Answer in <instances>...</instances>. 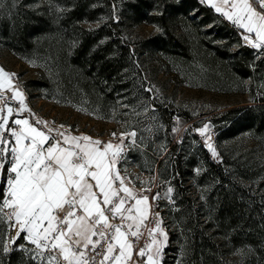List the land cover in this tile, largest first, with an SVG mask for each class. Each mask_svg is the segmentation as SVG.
<instances>
[{
	"label": "rangeland",
	"instance_id": "rangeland-1",
	"mask_svg": "<svg viewBox=\"0 0 264 264\" xmlns=\"http://www.w3.org/2000/svg\"><path fill=\"white\" fill-rule=\"evenodd\" d=\"M2 4L0 68L15 74L12 86L34 114L12 118L33 124L52 119L66 135L93 140L117 133L114 145L123 134L121 158L131 153L142 170L157 166L168 234L160 264H260L264 54L242 38L243 30L233 29L214 8L204 10L210 4L201 0ZM4 93L12 95L7 87ZM9 102L19 107L18 100ZM163 109L173 119L169 131ZM205 124L209 131L202 136L197 129ZM35 126L49 134L43 124ZM133 131L134 138L127 135ZM174 144L176 153L185 152L182 188L176 176L168 180ZM5 184L6 176L0 198ZM224 196L242 210L232 215L221 209ZM8 234L15 230L8 233L0 224V236ZM19 244L34 247L23 236ZM9 246L10 253L0 251L2 264H37L30 253Z\"/></svg>",
	"mask_w": 264,
	"mask_h": 264
},
{
	"label": "snow or ice",
	"instance_id": "snow-or-ice-1",
	"mask_svg": "<svg viewBox=\"0 0 264 264\" xmlns=\"http://www.w3.org/2000/svg\"><path fill=\"white\" fill-rule=\"evenodd\" d=\"M205 2L242 29V38L264 54V0H201ZM14 75L0 68V182L6 176L0 224L6 225L8 233L15 230L7 239L0 236V251L10 253L14 249L9 245L17 246L23 236L34 247H17L30 253L37 264H160L168 234L158 212L154 227L146 223L149 197L137 194L135 182L117 166L124 148L123 134L121 143L114 145L86 135L57 131L52 136L35 126L43 124L48 133L55 131L47 121L37 119L33 124L27 118H12L14 113L32 114L23 93L12 86ZM6 87L12 92L10 98L4 96ZM10 100H18L19 107L14 108ZM197 131L203 136L209 125ZM127 135L134 138L136 132ZM209 140L211 136L205 143L215 157ZM172 191L169 187L167 194ZM159 198L157 193L152 199ZM141 228L151 238L143 246L139 245L144 236Z\"/></svg>",
	"mask_w": 264,
	"mask_h": 264
},
{
	"label": "built area",
	"instance_id": "built-area-1",
	"mask_svg": "<svg viewBox=\"0 0 264 264\" xmlns=\"http://www.w3.org/2000/svg\"><path fill=\"white\" fill-rule=\"evenodd\" d=\"M232 28L235 30L239 29L238 27L234 26L233 24H232ZM4 96L10 98V95L7 93H4ZM24 102L27 105V100H25ZM16 104L19 106V102H16ZM44 121L48 122V127L55 130V131L49 133V135L55 136L57 134V131L63 132V129L60 128V125L56 121L48 120V119H46ZM44 128L48 132V128H46L45 126H44ZM115 134H116L115 136L110 135L109 137H102L101 141L103 143H108V142H111L112 140H117L119 138V134H117V133H115ZM57 138L62 140V137H57ZM49 143H51V141ZM119 168L121 169L122 174L126 170L128 178L135 182V189L134 190L137 192V194L147 195L149 197V204L151 205V208L149 210V219H148V221H146V223L149 224L150 227H154L155 213L158 212L159 217L163 221L161 227H164V225L167 221L166 215L164 213V208L162 206V193H163V189H164V183H163V181H161L159 179L158 171L156 169L149 170V171L142 170L139 167H137V165L135 163H131V162L128 164H124L123 166H121ZM141 181H144L145 183L142 184ZM129 186L131 187L132 185H129ZM145 188H150L151 191H142V189H145ZM157 193H159L160 198L157 200H153L152 198L154 196H156ZM132 203H134V201H132ZM114 222H118V221H114ZM141 232L144 233V236L139 241V245L143 246L145 241L150 242L151 238L148 236L147 231L144 228H141ZM73 239H75V238H73ZM105 247H106V245H105ZM97 260H99V257H97Z\"/></svg>",
	"mask_w": 264,
	"mask_h": 264
},
{
	"label": "trees",
	"instance_id": "trees-1",
	"mask_svg": "<svg viewBox=\"0 0 264 264\" xmlns=\"http://www.w3.org/2000/svg\"><path fill=\"white\" fill-rule=\"evenodd\" d=\"M202 8L204 10L211 11L213 7L211 5H206L205 7H202ZM162 116L164 118V121L166 122L167 131H169L171 129V122L173 119L171 116H168L166 114V111L164 109L162 110ZM237 122H239V119ZM253 124H254V119L250 121V124L248 125V127H251ZM173 147H174L173 149H174L175 158L172 160V166H171L172 174H173V177L176 176V185L178 186V188H182L183 183L181 182V179L184 176L183 168L186 165L185 164L186 162L183 160L185 152L183 150L182 152L176 153L177 144H174ZM212 164L214 163H209L210 169H211ZM233 203L234 204L228 203V198L224 196L221 202L219 203V205L221 209L227 210L230 212V214L234 215L235 211L242 210V208L239 207L238 205L239 203H237L236 200ZM257 247H258L257 248L258 250L256 251V254H257L256 261H259L260 264H264V243L263 241H261V243Z\"/></svg>",
	"mask_w": 264,
	"mask_h": 264
},
{
	"label": "crops",
	"instance_id": "crops-1",
	"mask_svg": "<svg viewBox=\"0 0 264 264\" xmlns=\"http://www.w3.org/2000/svg\"><path fill=\"white\" fill-rule=\"evenodd\" d=\"M132 161H134V159H133V156L131 155V153H126V154H124L123 156H122V158L120 159V162H119V164L118 165H121V166H123L124 164H126V163H132ZM135 162V161H134ZM158 163V162H157ZM136 164V163H135ZM117 165V166H118ZM153 169H156L157 171H158V167L157 166H155ZM153 169H151V170H153ZM158 173H159V171H158ZM160 175V174H159ZM172 179H173V174H172V170H171V172H170V176H168V180L169 181H172Z\"/></svg>",
	"mask_w": 264,
	"mask_h": 264
},
{
	"label": "bare ground",
	"instance_id": "bare-ground-1",
	"mask_svg": "<svg viewBox=\"0 0 264 264\" xmlns=\"http://www.w3.org/2000/svg\"><path fill=\"white\" fill-rule=\"evenodd\" d=\"M48 120H52V119H48Z\"/></svg>",
	"mask_w": 264,
	"mask_h": 264
}]
</instances>
